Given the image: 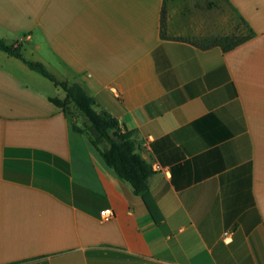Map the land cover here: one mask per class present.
<instances>
[{"label": "crops", "instance_id": "0c3cea01", "mask_svg": "<svg viewBox=\"0 0 264 264\" xmlns=\"http://www.w3.org/2000/svg\"><path fill=\"white\" fill-rule=\"evenodd\" d=\"M0 38L118 119L162 216L0 50V264H264V0H0Z\"/></svg>", "mask_w": 264, "mask_h": 264}, {"label": "trees", "instance_id": "16d2710c", "mask_svg": "<svg viewBox=\"0 0 264 264\" xmlns=\"http://www.w3.org/2000/svg\"><path fill=\"white\" fill-rule=\"evenodd\" d=\"M165 21L166 10L164 8L162 12L163 34L165 33ZM244 40L245 38L236 36H224L204 41H193V43L202 49L221 46L228 51ZM0 50L24 61L32 70L40 73L65 91L66 97L64 99L55 97L50 99L51 102L65 112H68L70 103H74L77 106L78 110L87 119L88 124L85 128H81L73 123V130L84 133L119 177L132 184L135 193L141 196L153 219L159 223L162 216L149 189V179L154 174V170L137 153L135 142L131 137L122 132L118 119L105 110L97 109L95 98L89 95L81 84L59 81L44 64L28 61L23 55L21 44H8L4 39L0 38Z\"/></svg>", "mask_w": 264, "mask_h": 264}, {"label": "built area", "instance_id": "2783aa9c", "mask_svg": "<svg viewBox=\"0 0 264 264\" xmlns=\"http://www.w3.org/2000/svg\"><path fill=\"white\" fill-rule=\"evenodd\" d=\"M101 215L104 217V218H110L112 217L113 213L111 212V210H105V211H102ZM229 234L226 233V237H228Z\"/></svg>", "mask_w": 264, "mask_h": 264}, {"label": "rangeland", "instance_id": "374dc122", "mask_svg": "<svg viewBox=\"0 0 264 264\" xmlns=\"http://www.w3.org/2000/svg\"><path fill=\"white\" fill-rule=\"evenodd\" d=\"M70 83H72V82H70ZM70 104H72V103H70ZM73 107L75 109V106H73ZM68 109H69V112L70 113L76 114V110H74L73 112L71 111V106L69 107V105H68Z\"/></svg>", "mask_w": 264, "mask_h": 264}]
</instances>
